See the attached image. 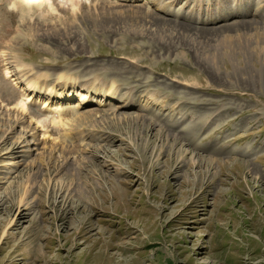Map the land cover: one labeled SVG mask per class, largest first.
<instances>
[{
	"label": "rangeland",
	"instance_id": "1",
	"mask_svg": "<svg viewBox=\"0 0 264 264\" xmlns=\"http://www.w3.org/2000/svg\"><path fill=\"white\" fill-rule=\"evenodd\" d=\"M12 1L0 0V33H28L16 45L21 62L79 76L101 72L121 90L161 97L148 99V108L104 113L80 138L49 126L48 138L72 153L25 161L31 139L18 129L0 142V233L15 219L0 237V264H264V53L255 47L258 55L246 60L236 51L235 66L222 54L232 43L260 44L264 7L252 17L236 14L234 0H204L214 17L225 16L212 23L190 20L186 10L178 18L159 13L170 24L162 39L93 30V18L83 15L75 37L57 39L30 36ZM142 2L123 8L145 9ZM30 13L60 24L56 13ZM70 15L61 10L59 19ZM202 43L221 47L222 67L195 52ZM22 196L27 206L17 208Z\"/></svg>",
	"mask_w": 264,
	"mask_h": 264
},
{
	"label": "bare ground",
	"instance_id": "2",
	"mask_svg": "<svg viewBox=\"0 0 264 264\" xmlns=\"http://www.w3.org/2000/svg\"><path fill=\"white\" fill-rule=\"evenodd\" d=\"M134 1L140 0H115L109 4L111 5L109 7L97 6L104 0H14L11 2V6L21 11V21L27 27L26 30L30 36L41 35L57 39L75 37L77 32L73 28L83 29L81 26L83 15L93 18L90 22L94 26L93 30L107 28L121 31L120 33L125 30L139 34L156 33L160 39L166 35L164 33L168 30L170 24L162 23L160 21L162 18L157 15L159 13L178 18L182 17L181 13L186 10L185 12L189 14L190 20L201 23H212L218 18H225V16L221 15L214 17L213 14L209 13L210 8L204 0H183L185 4L178 9H175V4L179 0H143L142 3L146 6L145 9H142L139 5H134L135 8L129 9V11L126 10L127 8H123V6H131L128 3ZM249 1L234 0V2H237L234 12L237 14V12L242 11L253 17L264 7V0H256L253 6L249 4ZM243 2L250 6L249 10L239 8V4ZM24 5L26 9H24ZM44 9L46 11L45 14L56 13L54 17H57L56 19H58L60 24L57 25L56 23V25L50 26L43 18V15L33 20V15L30 12L32 10L41 12ZM61 10H69L71 15L68 18L59 19ZM203 11L205 12L204 16H199ZM131 13L134 15L132 19L130 18ZM27 15L28 18H26ZM121 15H124L125 18L121 19ZM142 16L145 19H142ZM38 22L44 28L38 27ZM118 22H121L120 26L117 25ZM127 22L129 23L127 24ZM62 24L63 26L61 27ZM99 25L101 27H97ZM176 26L183 32L187 31L184 29L189 28L175 23L171 27ZM253 29L256 28L254 27ZM24 32L23 28L20 30L19 27H16L7 33H0L1 39L10 37L8 41L0 43V131L2 133L0 142H5L17 129L23 133L22 136L30 137L31 141L28 143L30 145H26L25 161L30 156L31 161H39L45 154L55 157L56 154L72 153L70 148L65 149L48 138L46 134L49 126L61 128L65 130L67 135L70 134L75 139L80 138L83 136L82 127L89 125L91 128L97 129V124L104 121L102 117L104 113L115 114L116 110L131 107H137L138 109L148 108V99L158 102L161 97L159 91L153 93L143 92L142 95H135L131 88L121 90L114 78H108L101 72H92L87 76H79L77 73L70 71V69L55 73L40 70L30 64L23 63L20 61V57L15 56V52L17 49L16 45L20 44L28 35V33L25 34ZM255 47L260 48L259 54L264 53V34L261 35L260 44L257 46L250 40L242 43L236 42L228 46L227 51L222 54L226 57L227 62L229 61L235 66L236 63L241 61L239 56L234 55L236 51L237 55L241 54L243 56L245 54V59L248 60L252 53H256ZM220 48L216 44L202 43L199 48H194V50L200 56L202 55L203 59L212 67L219 69L225 62ZM147 89L149 90V88ZM6 91L11 93L17 91L16 97L15 94L11 95ZM69 110L71 111V116L63 117L62 114ZM139 116V114H136L134 117L138 118ZM121 117L132 116L123 114ZM78 150L79 146L75 145V151ZM192 161L195 164V160ZM6 163L7 165L4 164L6 166L13 164L10 161ZM174 163V159L166 161L167 173L170 172ZM177 171L178 167L173 170V172ZM16 205L17 208L21 206L26 208L27 203L23 196L17 200ZM14 222L15 219H9L1 229V239L5 238L7 229Z\"/></svg>",
	"mask_w": 264,
	"mask_h": 264
}]
</instances>
